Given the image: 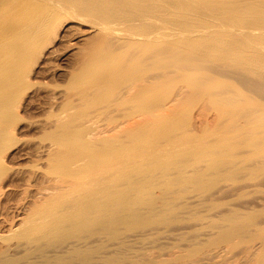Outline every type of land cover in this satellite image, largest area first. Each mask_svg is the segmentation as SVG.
<instances>
[{
    "label": "rangeland",
    "instance_id": "1",
    "mask_svg": "<svg viewBox=\"0 0 264 264\" xmlns=\"http://www.w3.org/2000/svg\"><path fill=\"white\" fill-rule=\"evenodd\" d=\"M15 1L19 0H12L8 18L22 15ZM84 5L82 2L76 14L87 22L72 17L64 19L59 34L31 64L32 87L23 96L21 118L14 132L16 142L6 154L10 170L0 202L3 205L10 199L15 202L23 197L27 187L33 194L37 186L47 185L50 177L58 180L54 157L59 160L62 153L54 151L57 148L54 145L68 141L72 146L67 145L62 156L68 160L65 163L68 162L69 175L65 177L70 183L64 189L67 199L77 193V187L72 189L77 186L76 181L93 177L97 172L102 174L101 170L108 171L113 165L118 167L115 172H119V165L128 159L126 170L132 181L127 189V207L124 214L118 212L119 221L115 225L103 221L83 229L66 227L64 234H52L46 240L40 237L38 246L36 242L31 244L33 247L30 245L29 255L22 253L24 256L20 254L10 263L46 264L51 260L50 264H132L134 261V264H264V77L238 71L232 62L230 65L224 59L212 60L213 53L225 52L223 42L207 41L203 57L194 52L199 51L198 43H186L183 51H177V55H183L177 57L180 70L176 92L172 86L168 87V82L161 90L145 92L149 95L146 98L167 102L172 96L173 100L170 98L168 102H173H167V108L166 102L163 106L139 107L126 97L130 79L151 78L161 65L149 62L148 56L141 52H138L139 60L131 61L132 54H137L134 50H115L108 41L103 43L102 33L97 35L92 31L88 21L94 18L82 8ZM140 32L129 30L133 34ZM1 35L0 31V40ZM125 65L128 67L123 68ZM141 116L145 125L140 129L135 125ZM121 122L124 124L116 132L107 134L106 142L87 139L91 128L106 129ZM54 123H60V127L57 129ZM125 129L132 131L127 138ZM144 131L142 139L136 136ZM114 142L128 146L124 147L129 155L127 159L123 160L126 155L116 158L107 152L109 156L102 153L97 167L88 159L83 161L86 152L91 153L100 144L115 145ZM80 157L82 161L78 160ZM113 158L115 161L122 158L123 162L118 165L112 161L111 165L107 161ZM87 164L91 166L86 167ZM72 167L79 168L74 172ZM29 175H33V186L21 182L20 177ZM9 179L14 183L21 179L19 184H23L14 188ZM228 220L235 225H230ZM130 233L138 236L146 233L151 239L145 237L146 243L145 239L139 243L141 248L138 243L136 247L131 243L135 249L126 245L128 250L120 243ZM17 239L9 240L14 244ZM74 242L83 246L68 249ZM0 243L4 242L0 240ZM45 252L53 257H48L47 262L42 256ZM42 258L46 263L43 260L38 263Z\"/></svg>",
    "mask_w": 264,
    "mask_h": 264
},
{
    "label": "bare ground",
    "instance_id": "2",
    "mask_svg": "<svg viewBox=\"0 0 264 264\" xmlns=\"http://www.w3.org/2000/svg\"><path fill=\"white\" fill-rule=\"evenodd\" d=\"M16 2V9L22 15L20 17L14 16L8 18L12 7V0H0V31L2 34L0 40V197L4 194V188L8 186L7 182H4L7 180L6 176H8L7 171L9 169L5 161L6 154L12 147L13 142H16V140H14V132L21 118L20 108L23 96L27 90L32 87L31 64L36 60L42 48L52 42L59 34V29L63 26L64 19H70L72 17L74 19H79V21L83 20L85 23L87 22L81 15L76 14V10L82 2L86 4L82 8H85L94 18L93 21H88V23L91 24L90 27L92 31L97 35L98 33H102L103 43L108 41L109 47L115 50H134L137 54H132L130 57L131 61L139 60L140 55L138 52H141L148 56L149 62L155 64L159 63L161 65L154 71L158 73L151 78L147 79L146 77L142 79L141 76H139L130 79V83L126 87V97L130 99V102H133L139 107L147 108L145 104L163 106V103L166 101L159 102L158 100L146 98V96L149 95L145 92L150 89L155 91L161 90L167 82L168 87L172 86L174 93L176 92L177 74L178 70H180L177 57H182L183 55H177V51H183V49H185L183 47L186 43H191V45L198 43L197 50L199 51L194 52L200 53V56L203 57L205 56V53H203L205 49L204 44H206L207 41L214 43L223 42L225 52L221 55H219L218 52L213 53L211 56L213 58L212 60L216 62L219 59H224V61L229 64L232 62L236 67L235 69L238 71H249L264 77V0H19L15 1V5ZM109 29L114 33L109 32ZM124 29L128 32L124 33ZM129 30H140L141 32L133 34L129 33ZM178 30H180V32H178ZM116 31H121L122 33L119 32V34ZM107 33L112 35L106 36L108 35ZM180 44H183L182 47L179 46ZM138 47H143V49H139ZM163 62H167V65H163ZM127 67L128 65H125L123 68ZM196 86L200 87V84ZM189 88L190 90L194 89L193 87ZM182 94L180 95L182 96ZM171 97L167 99V102ZM171 99L173 100V98ZM167 102L165 103V108H167ZM123 116L124 118L126 117L125 115ZM136 123L138 125L135 126L141 129L144 127L143 125H145V118L141 116ZM54 124L55 127L58 126L57 129L60 127V123H57V125L56 123ZM122 124L124 123L121 122L106 129L102 127L91 128L88 132L87 139L89 138V140H93L94 142H106V137L109 139L107 134L116 132L115 130L121 127ZM131 124L133 126L132 122ZM127 126H129V124ZM127 129H125V131L128 132V130L132 128ZM127 132H125L127 134L125 138L132 133V131H130L131 133ZM144 135L145 131L136 136L142 139ZM124 142H126V140H123V143ZM67 143L68 141L66 143L61 142L60 144H55L56 146L54 145V147L57 148H53L55 149L54 151L60 154L62 153L61 157L60 155L58 157L60 158L59 160L57 157H54L57 159H55L57 162L55 163L56 168L54 167L56 170H54L56 171L55 173H58V180L56 178V180L50 179L51 177L49 179L46 178L48 181L45 180L48 184L43 186L40 184L41 186H37L38 189L35 193H29V187H27L28 190H26V188L24 189L25 193L23 192L25 196L23 195L22 197L21 195L15 202L11 201V199L6 204L4 203V205L0 202V240L5 244L6 242L8 243L6 245L3 243L4 246L0 243V264H5L6 262V264H8L11 262L10 260L17 259L18 256L20 257L22 253H24V255L26 253L28 254V251H31L30 245L33 242L37 243L40 237L46 240L51 237L52 234L61 232L64 234L66 227L83 229L103 221V223L115 225L117 221H119V216L116 218L118 212L123 211L122 214H124L129 200L127 189L130 180L132 181V179H130L132 176L130 177V175H128L129 171L127 172L126 170V163L129 161L127 159L129 155L127 156L125 148H128V146H125V143L116 145L119 142H114L115 145L108 146L103 143L104 146L100 144L101 148L97 146L96 150H91L89 154L86 152L82 155L83 158H78V160H81V158L84 159L86 157L83 161L88 159L93 166L97 167V165L100 164L99 161L100 158H102L101 156H104L103 154L107 155V152H110L113 154L112 156L115 155V157H123L126 155V158L124 157L123 160L127 159V161L125 160V162L122 163V158H119L121 159L120 161H115L114 158L113 160L107 161L111 162V165H113L112 161H115L114 164L118 163V165L122 163V165H119L120 171L115 172L117 171L115 169L118 167L114 168L113 166L115 165H113L108 171L106 169V171H104L105 173L102 172L103 170L100 171L102 174L97 172L95 176L89 173V175L91 174L93 177L90 176L79 182L76 181L78 184H76L77 186H72V189H76L77 187L76 190L78 191L74 193V190V195H71L69 199H67L68 196H66L64 192L67 190L65 187H68L70 183L67 182L68 180L66 181L68 177H65L69 175L67 171L68 162L65 163V160H68L65 159L66 156L64 158H62V156L66 153V146L70 144L72 146V142L69 144ZM81 146L90 150V148L85 145ZM50 151H52V153L54 152L52 149H50ZM73 163L75 165V162ZM78 163L80 162L78 161ZM86 163L83 162V164ZM89 166L87 164L86 167ZM75 169L72 167L73 171ZM22 177H20L22 179H20L21 182H25L27 186H33L31 183L33 175H29L25 178ZM52 181L55 185L53 183V185L51 184ZM12 182L10 185L14 188L22 186L23 184L20 185L18 182ZM66 182L68 185H65L67 184ZM74 182L75 181H73V183ZM41 183H43V181ZM49 184L51 186H49ZM50 190L55 191L52 193ZM56 191L59 192L57 195L55 194ZM47 193L49 195H47ZM26 199H29L28 202H25ZM229 222L231 225L232 222ZM237 228L239 227L237 226ZM237 228L236 230L238 231ZM153 233L154 232H152L151 235ZM37 235H40L39 239ZM129 236H127V238ZM145 237H147L146 233L144 236H140V234L139 236L131 234L128 239L124 238V240H122L124 243L122 242L120 245L124 244L123 246L127 248L128 246L126 245L130 244L132 247L133 245L131 243H133L136 247L137 245L139 246V243H141ZM10 238H18V241L13 244V242L9 240ZM147 238H150V236ZM7 240L12 242V244H9ZM75 240L77 241L78 238ZM78 242H74L71 247H69L70 245L67 246L69 247L68 249H78L77 247H80L82 244ZM81 242H83V240H81ZM136 243L138 244L135 245ZM145 243L146 239L144 241V244ZM81 246H83V244ZM141 246L139 247L141 248ZM127 249L129 250V248ZM47 252L44 254L42 253L46 262L49 260L48 257L53 258L50 257ZM120 252L123 253L122 251ZM129 252L130 251H128V253ZM126 253L127 252H125V255ZM39 254H41V252ZM107 255L109 257V254ZM112 256V259H114V255ZM119 256L117 259L120 258ZM43 258L39 259L38 263H40L41 260H43V263L45 261ZM153 262H155L154 258ZM112 263L114 262L112 261ZM134 263L135 261L132 264ZM34 264H36V262Z\"/></svg>",
    "mask_w": 264,
    "mask_h": 264
}]
</instances>
